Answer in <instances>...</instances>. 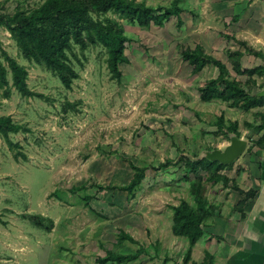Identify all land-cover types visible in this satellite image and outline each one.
Instances as JSON below:
<instances>
[{"label":"rangeland","instance_id":"374dc122","mask_svg":"<svg viewBox=\"0 0 264 264\" xmlns=\"http://www.w3.org/2000/svg\"><path fill=\"white\" fill-rule=\"evenodd\" d=\"M43 1L9 0L4 10H31ZM137 1L158 7L173 0ZM247 1L182 0V26L177 18L150 29L120 20L131 40L122 80L111 78L103 47L84 55L77 48L83 66L74 62L80 78L72 90L23 59L10 33L0 29L3 48L29 71L31 90L45 97L23 98L13 89L6 98L0 90V117L11 116L30 129L10 135L26 159L17 158L18 151L0 136V264H100L107 251L134 254L139 248L118 244L121 232L151 254L169 246L171 208L191 202L189 186L182 168L152 167L181 154L205 156L214 148L209 142L225 138L217 132L220 105L200 100V88L217 68L194 75L180 52L208 38L216 48L213 55L230 66L221 48L234 45L225 36L246 27V12L240 21L233 19L246 11ZM129 161L148 170L135 198L98 189L127 185L133 175ZM36 216L52 219L54 229L46 230L48 221L37 227Z\"/></svg>","mask_w":264,"mask_h":264},{"label":"trees","instance_id":"16d2710c","mask_svg":"<svg viewBox=\"0 0 264 264\" xmlns=\"http://www.w3.org/2000/svg\"><path fill=\"white\" fill-rule=\"evenodd\" d=\"M4 2H0V29L10 33L23 59L43 67L60 80L67 90H72L74 82L80 78L74 67V62L83 66L76 49L84 55L91 47L101 46L107 54L108 70L111 78L121 81L123 72L121 66L129 63L126 56L127 44L131 42L120 20L141 29H150L152 26L163 27L172 18L178 19V25H183L182 14L185 7L182 0H173L170 6L153 7L137 0H44L41 5L31 10L17 8L13 13L4 10ZM245 10L234 17L236 23L240 21ZM110 15L117 16L114 18ZM228 41H234L244 49L228 50L227 56L237 75L253 77L262 75L264 66L255 69H243L242 58L245 54H252L264 58V54L253 50L246 42L237 40L234 36H225ZM182 59L193 68V74L198 75L206 67L214 66L218 76L208 80L200 88V100L204 103L221 101L230 107H242L245 110L259 105L256 96L252 95L255 81H240L233 77L228 67L220 60L206 52V49L197 44L194 49L182 48ZM29 71L15 58L11 57L3 48L0 39V90L6 98H10L15 89L23 98L44 99V95L31 90L28 84ZM251 80V79H250ZM253 101L252 104L250 102ZM258 101V100H257ZM218 131L227 135L232 129L237 130L238 124L225 122L224 117L217 121ZM30 129L22 124L15 123L11 116L0 117V136H2L12 150H17L16 157L26 159L19 150L22 146L10 139L12 134L29 133ZM133 171L130 182L120 187L98 186L99 190H121L126 192L129 199H133L141 189L146 178L147 168L129 161ZM180 167L183 171L182 180L189 186L192 202L181 200L178 206H172L173 233L185 237L190 243L186 263H189L192 248L205 234L204 228L208 220L214 217L215 210L207 197L208 187L226 178L220 172L227 166L219 162H212L206 158L196 159L181 154L176 161L166 160L153 170H168L170 167ZM77 189V188H76ZM89 205L91 199L86 198ZM35 225L43 227V221H48L46 230L51 232L55 222L43 216L32 218ZM125 242L137 244L139 248L134 254H121L107 251L101 258L100 264H127L149 255V249L139 244L131 235L121 232L118 244ZM153 258H151L152 260ZM204 264H208L205 262Z\"/></svg>","mask_w":264,"mask_h":264},{"label":"crops","instance_id":"0c3cea01","mask_svg":"<svg viewBox=\"0 0 264 264\" xmlns=\"http://www.w3.org/2000/svg\"><path fill=\"white\" fill-rule=\"evenodd\" d=\"M245 12L246 27L235 29V33L231 36L246 42L253 50L264 54V0H248ZM231 42L234 45L225 44L221 48L222 55H225L228 61V50L244 52V49L234 41ZM200 45L209 55L224 63L233 77L239 78L244 83L255 81L251 93L259 98L258 101H254L259 105L249 110L242 107H230L221 101L208 103L220 105L219 117H224L227 125L237 122L238 127L236 131L232 129L227 135L221 134V137H225L222 142H209V145L214 148L206 154L215 150H225L230 145L232 137L243 139L248 145L240 158L230 165H225L227 167L220 172L226 178V182L208 187L207 197L210 205L214 207L215 214L207 221L203 237L192 248L189 263H186V258L190 243L187 238L174 235L173 219L170 224H167L170 225L172 233L166 235L169 246L164 245L163 252L154 254H151L149 250L152 260L149 256H142L135 263L264 264V69L262 75H255L252 78L247 75H237L230 61L228 66L223 59L213 55L216 48L208 38ZM241 62L243 69L264 66V58L252 54H245ZM217 76L218 73L210 79ZM252 103L253 101L250 102ZM190 197L191 202H189L193 203L192 196ZM163 239L156 241L166 243Z\"/></svg>","mask_w":264,"mask_h":264},{"label":"water","instance_id":"95a60500","mask_svg":"<svg viewBox=\"0 0 264 264\" xmlns=\"http://www.w3.org/2000/svg\"><path fill=\"white\" fill-rule=\"evenodd\" d=\"M247 145L248 143L245 140L232 137L230 145L225 150L209 152L207 155L202 156L201 159L206 158L209 161L219 162L222 165H230L243 155Z\"/></svg>","mask_w":264,"mask_h":264}]
</instances>
